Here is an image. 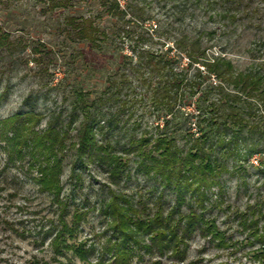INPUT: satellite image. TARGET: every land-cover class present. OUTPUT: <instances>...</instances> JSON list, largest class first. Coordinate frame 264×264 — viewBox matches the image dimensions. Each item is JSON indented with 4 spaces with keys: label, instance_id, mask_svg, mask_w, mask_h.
<instances>
[{
    "label": "rangeland",
    "instance_id": "rangeland-1",
    "mask_svg": "<svg viewBox=\"0 0 264 264\" xmlns=\"http://www.w3.org/2000/svg\"><path fill=\"white\" fill-rule=\"evenodd\" d=\"M117 1L125 12L122 18L107 15L97 0H76L74 7L53 11L39 0H0V29L9 36V46L0 49V122L34 111L42 115L39 124L33 126L36 131L46 129L48 122L58 115L59 123L66 128L75 109V88L82 87L96 98L108 87L109 77L120 79L125 73L120 101H126V106L119 114V126L112 134L98 133L97 139L100 143L108 139L115 147L114 153L127 161L116 178L107 165L86 157L77 160L71 144L77 143L79 123L67 128L60 199L66 203L63 214L68 226L76 219L77 211L83 212L77 234L69 243L83 244L89 250L85 261L71 252H55L53 238L56 229L61 228V208L51 195L39 190L33 180L37 172L28 168V158L21 163L9 161L5 141L0 137V264H102V257L104 261L112 258L105 249L119 240L109 226L112 217L103 212V205L114 194L129 200L144 218L153 217L160 203L165 214L177 205L173 188L164 187L154 171L147 174L144 164H140L141 157L125 149L130 136L157 137L164 129L175 138L185 156L194 139L201 136L197 97L177 102V119L167 116L153 103L149 75L142 77L132 71L137 59L131 62L126 56L134 55L135 49L149 50L175 61L176 71L202 83L201 89L219 81L210 77L202 64L191 65L177 45L183 39L188 43L198 41L208 59L223 56L237 70L255 67L264 71V0H244L237 8L229 4L223 7L218 1L210 9L204 7L205 0L200 5L197 0ZM227 15L235 16L234 20ZM68 16L95 17L97 24L111 33L110 41L101 49L71 42L65 30ZM214 96L215 93L211 95L212 101ZM109 108L104 104L91 113L98 110L105 114ZM110 109L116 112L118 106L112 105ZM97 117L103 120L101 114ZM168 119V127L163 128ZM214 131L222 129L216 126ZM249 141L264 150V140L260 141L258 135ZM239 142L235 154L225 160L226 168L217 180L220 185L205 189L206 217L216 222L226 246H218L197 231L188 239L184 261L169 254L151 256L144 249H137L130 264H264L258 256L261 242L241 226L242 216L264 199V174L259 171L261 156L254 154L247 161L238 159L237 153L246 155L250 148L248 143ZM234 166L237 168L233 169ZM189 197L187 194L181 213L189 212L188 205L195 207L193 201L188 202ZM261 208L264 213V205ZM5 221L10 228L2 225ZM263 221L259 216L260 226Z\"/></svg>",
    "mask_w": 264,
    "mask_h": 264
},
{
    "label": "trees",
    "instance_id": "trees-1",
    "mask_svg": "<svg viewBox=\"0 0 264 264\" xmlns=\"http://www.w3.org/2000/svg\"><path fill=\"white\" fill-rule=\"evenodd\" d=\"M97 1L107 15L117 18L125 15L119 1ZM218 1L222 6L229 4L237 8L244 0H205L204 7L210 9ZM39 2L53 11L74 7L76 0ZM197 3L202 4V0H197ZM229 8L227 11H230ZM228 17L232 20L235 18L233 15ZM65 24L66 35L71 42L87 43L93 48L101 49L110 41L111 33L101 28L95 17L68 16ZM8 42L9 36L0 29V49L9 46ZM177 45L188 56L191 65L202 64L207 74L213 76L219 83L201 89L199 85L202 83L197 84L189 80L187 75L176 71L175 61L149 50L137 52L135 49L133 51L135 54L126 58L131 62L137 59L132 71L138 72L142 77H145V73L149 75L147 80L149 88L153 91V103L161 107L167 116H172V119H177L180 112L175 113L177 102L187 97H197L195 100L199 115L197 126L201 136L194 139L185 156L178 149L175 138L164 129L157 137L132 135L128 138L126 152H134L140 156V164H144L147 174L154 171L164 187L173 188L177 205L165 214L164 206L160 203L153 217L144 218L129 200L122 195L114 194L111 200L103 205V212L112 217L109 226L119 240L105 249L112 258L104 261L102 257L100 259L102 264H130L137 249H144L151 256L159 254L162 257L169 254L179 261H184L187 257L188 239L197 231L204 237L209 236L218 246H226L225 236L216 222L206 217L205 189L212 185H220L217 180L222 170L226 168L225 160L235 154L239 141L247 144L255 135H258L260 141L264 140V71L255 67L237 70L233 63L223 56L208 59L198 41L188 43L183 39ZM124 74L120 79L109 77L108 87L96 98H92V93L82 87L75 88L72 92L76 96L75 109L66 128L59 123L61 115H58L53 121L48 122L46 129L36 131L33 126L39 124L42 115L34 111L26 112L23 117L21 114H15L0 122V137L5 141L4 149L8 151L9 161L21 163L28 158V168L37 172L33 180L38 184L39 190L51 195L61 208L59 215L61 228L56 229L53 238L54 250L57 253L71 252L85 261L90 254L88 249H84L83 244L69 243L77 234L78 220L83 216V212L77 211L76 219L68 226L63 214L66 203L60 199L63 191L60 177L69 137L67 128L79 123L76 128L77 143L71 144L76 151L77 160L82 161L86 157L89 161L107 165L111 175L116 178L127 165L126 160L114 153L115 147L109 144L108 139H105L104 143L97 139L98 133L103 134L102 136L108 132L112 134L119 126V114L126 106V101H120L122 86L126 80ZM213 93L215 96L212 101ZM104 104L110 108L112 105L118 106V109L113 113L110 108L105 114L98 110L91 113L92 109L101 108ZM96 114L97 116L101 114L103 120L99 121L97 116L94 117ZM169 123L168 119L163 128L168 127ZM216 126L222 131H214ZM248 144L250 148L246 155L237 153V158L247 161L254 154H260L259 171L264 174V150L257 148L255 143ZM216 153L219 155H215ZM147 159L150 161L149 164L145 163ZM262 188L264 189V180ZM187 194L190 196L188 202L193 201L197 210L188 205L189 212L181 213V207L187 203ZM261 203L253 207L248 215L242 216L241 226L253 235L254 240L261 242L262 247L258 256L264 260V221L262 226L259 225V216L264 219L261 208L264 199ZM2 225L5 229L10 228L7 221L2 222Z\"/></svg>",
    "mask_w": 264,
    "mask_h": 264
}]
</instances>
